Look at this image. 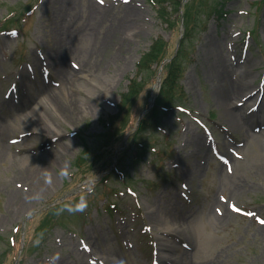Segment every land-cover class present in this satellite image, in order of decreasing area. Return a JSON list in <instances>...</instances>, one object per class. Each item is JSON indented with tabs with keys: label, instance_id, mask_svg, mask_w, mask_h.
Segmentation results:
<instances>
[{
	"label": "rangeland",
	"instance_id": "374dc122",
	"mask_svg": "<svg viewBox=\"0 0 264 264\" xmlns=\"http://www.w3.org/2000/svg\"><path fill=\"white\" fill-rule=\"evenodd\" d=\"M167 11L0 0V122L16 125L0 141V264H264V0ZM158 38L168 57L186 39L185 55L137 131L166 75L163 61L137 68ZM134 80L142 90L125 100ZM50 88L81 108L45 104L42 117ZM29 163L51 171L45 189L24 181ZM181 222L184 235L164 229Z\"/></svg>",
	"mask_w": 264,
	"mask_h": 264
},
{
	"label": "bare ground",
	"instance_id": "6f19581e",
	"mask_svg": "<svg viewBox=\"0 0 264 264\" xmlns=\"http://www.w3.org/2000/svg\"><path fill=\"white\" fill-rule=\"evenodd\" d=\"M57 59H58V61H56V68H57V70H59V73L71 74V72H65V70H66L65 67L67 66V64H65L63 62L64 61L63 57H57ZM48 87H50V86H48ZM234 89H236V91L234 93L235 94V97H237L238 95L242 94L241 92H239L240 91L239 88L234 87ZM48 90L46 91V94L48 93V95H47V100L45 101V103H41V104H40V102L38 103V108L40 109L38 113L41 116L48 109V108H46L45 104H48V107L50 105L51 107H53L56 110H61V111H66V112H69L70 109H72V110L73 109H77L78 110V109L81 108L80 106H77V105L74 106L73 103H72V101H70L69 103H67L65 106L61 105V103L58 102L59 101L58 99H59V96H62L64 93L62 91H59V92L53 91V89H51L50 91H48ZM65 96H69V95H65ZM24 99H26V97ZM225 105H226V101H225ZM32 110L36 111V107L32 108ZM226 114L229 116V122L232 125H236L237 120H236V117L234 115L235 113H232L230 110H227L226 111ZM42 117H44V115ZM44 122H45V120H44ZM15 126L16 125H12V124H7V125L4 126L0 122V141H3V140L5 141V138L7 137V134L6 133H8L10 131V129L13 128V127H15ZM43 128L44 127L42 126V123H40V124H36V126L34 124V126L32 127V129L31 128H28V129H30V130L43 131ZM58 133H59L58 129L54 128V131L52 133L53 136L50 138V140L54 139L53 137H55L56 134L58 135ZM4 151H5V149H4ZM1 156L3 157L4 155L1 154ZM24 158L25 159H28L29 157H24ZM25 166H28V167H25V169H23L22 174L23 175H26V176H24V181L25 182H28V185L32 186V189L31 190L32 191H34V190H38L39 191L40 189H42V190L45 189V186H46L45 184L46 183L44 181V176L45 175L46 176L47 175H50L51 174V171L50 170L47 171L44 168V166L34 165L33 163H29V164H27ZM43 173H44V175H43ZM19 192L24 193L23 191H20V190H19ZM177 222H178V220H177ZM179 225L180 226H177V227L173 228V225L168 224L166 227H164V229L166 231H173V232H175L177 234H180V235L186 234V232H185L186 229L183 226L182 222ZM173 247H174V245H171L170 246V249L173 248ZM167 258H171V257L169 256ZM178 264H182V262L181 263H178Z\"/></svg>",
	"mask_w": 264,
	"mask_h": 264
},
{
	"label": "trees",
	"instance_id": "16d2710c",
	"mask_svg": "<svg viewBox=\"0 0 264 264\" xmlns=\"http://www.w3.org/2000/svg\"><path fill=\"white\" fill-rule=\"evenodd\" d=\"M153 5L157 8V12L160 18L163 16H166L165 18L169 17L170 14L167 11V8L171 5L175 11H179V6L182 3V0H150ZM169 15V16H168ZM184 44V41L182 42V45ZM184 46V45H183ZM183 46L179 50L178 54L170 61L168 65V76L164 81L162 91H161V98H158L156 102V106L154 110L159 106L161 100H168L167 97H165L170 90L175 86L176 83V76L180 71L181 68V57L184 55L183 53ZM165 57H167L166 54V42L164 39H158L155 40V42L151 45L150 49L144 53L142 56L138 68L143 71V70H151L153 71L154 69L152 68V65L154 63L159 62L160 60H163ZM153 69V70H152ZM142 83L138 82L137 86V81L134 80L132 81V85L129 88V91L124 94L125 100L130 99V96L133 94H138L142 89ZM151 116H147L141 123V128L146 124L148 120H150ZM140 128V129H141Z\"/></svg>",
	"mask_w": 264,
	"mask_h": 264
}]
</instances>
